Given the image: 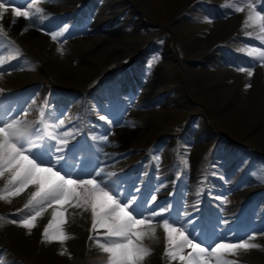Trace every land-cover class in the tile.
I'll list each match as a JSON object with an SVG mask.
<instances>
[{"label": "rangeland", "instance_id": "374dc122", "mask_svg": "<svg viewBox=\"0 0 264 264\" xmlns=\"http://www.w3.org/2000/svg\"><path fill=\"white\" fill-rule=\"evenodd\" d=\"M112 1L42 2V22L17 18L12 24L11 12L6 13L0 20L4 106L25 109L27 114L21 112L17 118L40 129L46 139L49 132L72 131V167L86 156H100L106 172L117 174L111 180L118 190L127 189L128 198L150 200L156 195L157 205H172L173 217L194 218L196 233L201 226L209 233L208 244L219 242V234L225 242L253 237L251 242L259 248L241 250L229 259L264 264V201H248L250 191H243L244 183L254 179L258 182L252 187L264 189V66L242 51L264 44L256 39L258 29L244 27L247 10L237 13L223 7L243 6L246 0H126L130 8L123 14L97 10L98 16L90 20L92 4L110 6ZM30 2L14 0L22 7ZM257 6L264 10V0ZM66 15L75 24L69 25ZM94 20L113 31L116 41L92 37L100 32L91 31L97 29ZM51 31L64 35L53 41ZM247 32L253 36L246 37ZM228 59L236 64H225ZM219 67L222 72L212 74ZM240 67H252L253 76L240 72ZM140 79L146 81L141 87L152 89L151 101L146 109L135 110L128 100L136 90L133 83ZM205 80L210 91L204 88ZM42 107L44 123L38 124ZM101 115L106 119L100 120ZM61 119L64 126L53 127ZM103 135L109 136L107 143ZM138 180L144 182L133 190ZM3 183L0 180V188ZM223 183L229 184L227 189ZM26 202V193L0 201V264H106L107 254L89 239L90 213L69 209L64 225L69 239L63 244L42 242L50 210L30 232L11 222L31 214L23 209ZM213 228L215 237L210 235ZM145 245L151 252L143 264H178L164 255L162 229Z\"/></svg>", "mask_w": 264, "mask_h": 264}, {"label": "snow or ice", "instance_id": "6c2138e0", "mask_svg": "<svg viewBox=\"0 0 264 264\" xmlns=\"http://www.w3.org/2000/svg\"><path fill=\"white\" fill-rule=\"evenodd\" d=\"M42 2L45 0H31L27 7H22L15 6L14 0H0V20L10 11L12 24L16 23L17 18H24L29 23L39 18L42 22L45 19V10L39 7ZM223 7H233L237 13L247 10L243 25L258 29L256 39L264 44V10H257L253 0H246L243 6L225 4ZM67 27L65 25L64 30ZM0 34H4L2 25ZM50 35L53 41H57L64 31H51ZM252 36V32L246 33V37ZM242 51L264 66V48L250 46ZM158 59L154 58L150 66ZM2 65L3 61H0ZM238 70L246 72L248 77L254 74L252 67H240ZM21 112L27 114L19 106L6 108L0 95V180L4 182L0 188V201L27 194L23 209L31 210V214L11 222L18 223L29 232L37 226L38 218L50 210V219L42 231V242L63 244L69 239L64 230L66 214L71 215L69 209H79L90 213L89 239L96 243L102 253L107 254L106 264H143L151 252L145 241L157 239L158 228L164 234V255L178 264H238L229 257L237 256L241 250L260 247L251 242V236L238 242H225L222 234H219V242L213 241L214 246L208 244L205 237L209 233L202 226L201 231L196 233L197 221L194 218L182 221L179 216L173 217L171 204L157 205L156 195H152L150 200L139 196L128 198L127 189L118 190L119 185L111 180L117 174L106 172L100 156H86L79 161L78 167H72L69 157L76 146L69 147L68 138L73 137V132H49L46 139L40 134V129L17 118ZM39 115L37 123L43 124V107ZM99 118L105 120L106 116ZM108 122L115 123L112 120ZM63 126V119L53 125L55 128ZM33 136L36 138L33 139ZM102 140L107 143L109 136L103 135ZM185 223L189 227H185ZM210 235L217 236L214 228Z\"/></svg>", "mask_w": 264, "mask_h": 264}, {"label": "bare ground", "instance_id": "6f19581e", "mask_svg": "<svg viewBox=\"0 0 264 264\" xmlns=\"http://www.w3.org/2000/svg\"><path fill=\"white\" fill-rule=\"evenodd\" d=\"M27 1V0H26ZM48 1H54V0H45V2H48ZM56 1H60L61 2V0H56ZM64 1V0H63ZM23 2V1H22ZM127 1L126 0H113L111 3H110V6H106V5H101V6H99V5H93L92 4V6H91V9H92V12H91V17H90V20L91 19H95L97 16H98V13L96 12L97 10L98 11H102V12H107L108 10H109V12L111 13V14H117V13H119L120 15L121 14H123V12H125L126 11V9H129L130 8V6L127 8V3H126ZM253 2L254 3H258V0H253ZM20 3V2H19ZM42 4V3H41ZM40 4V6H44V5H41ZM91 4V3H90ZM16 5V4H15ZM23 5H24V3H23ZM25 6V5H24ZM47 6V5H46ZM258 7V6H257ZM43 8V7H42ZM264 9V8H263ZM72 18V16H70V15H66L65 16V20L68 22V23H73L70 19ZM40 22V21H39ZM38 22V23H39ZM92 22H95L94 23V25H96L97 24V29H95V28H91V31H95V30H99L100 32L99 33H97V35H96V33L94 34H92V37H95V38H99V39H102V40H105V41H107V42H115L116 41V35L113 33V31H109L108 29H104V28H102V25H100V24H98V22L97 21H92ZM44 23V22H43ZM56 23V22H55ZM54 24V23H53ZM87 24H89V23H87ZM103 24H105V23H103ZM46 25V24H45ZM90 25H93V23H91ZM76 26V25H75ZM105 26V25H104ZM73 27V26H72ZM77 27V26H76ZM102 28V29H101ZM80 30V29H79ZM85 30H89V29H85ZM117 32V31H116ZM86 34H87V32H86ZM92 37H90V38H92ZM85 38V37H84ZM98 39V40H99ZM160 39V37L159 38H157V42H158V40ZM161 40V39H160ZM159 40V41H160ZM118 41V40H117ZM259 41V40H258ZM155 42V41H154ZM156 42V43H157ZM156 52V51H155ZM179 52H182V51H179ZM184 52V51H183ZM185 53V52H184ZM187 53V52H186ZM142 55H144V53H142ZM180 55V54H179ZM182 56H183V54H181ZM222 55V54H221ZM150 56V55H149ZM186 56V55H185ZM212 56V55H211ZM181 57V56H180ZM217 57H219L218 55H217ZM221 59V58H220ZM223 59V58H222ZM221 59V60H222ZM218 60V59H217ZM220 60V61H221ZM225 61H227V60H225ZM217 62H219V61H217ZM228 62H231V63H233V64H236V62L234 61V60H231V59H228V61L225 63V64H228ZM185 63V62H184ZM221 63L223 64V61H221ZM220 64V63H219ZM224 64V65H225ZM2 69V68H1ZM217 68H214V70H213V72H212V74H214L215 72L216 73H221L222 72V69L219 67V69L218 70H216ZM104 74L105 73H103V76H104ZM124 74V73H123ZM218 76V75H217ZM105 78V77H104ZM206 78H207V76H206ZM220 78V77H219ZM219 80V79H218ZM141 79L140 80H138V81H136L135 83H133L134 84V88L136 89V90H134L132 93H131V95L129 96V100H128V105L129 106H131L132 108H134L135 110L136 109H139V108H147L148 107V104H150L148 101L150 100L149 99V95H150V93H152V89L149 87L148 88V85L147 86H144V87H141V85L142 84H145V82L144 81H141ZM207 80H205V82H206ZM210 82H206V86L204 87V88H206L207 90H211V84H209ZM149 84V83H148ZM213 85V84H212ZM174 87H176V86H174ZM144 88V89H143ZM165 88V87H164ZM172 87H170V89H171ZM166 89V88H165ZM160 90V89H159ZM175 90V89H174ZM160 93V92H159ZM217 95V94H216ZM153 96H155V95H153ZM261 96V95H260ZM151 97V96H150ZM152 99V98H151ZM151 101V100H150ZM127 105V106H128ZM129 109V108H128ZM133 109V110H134ZM135 110L133 111V112H135ZM142 110V109H141ZM144 110V109H143ZM138 111V110H137ZM140 111V110H139ZM138 111V112H139ZM141 112V111H140ZM145 112H148V110L147 111H145ZM145 114H147V113H145ZM135 115V114H134ZM136 115H137V113H136ZM140 115V114H139ZM153 116V115H152ZM119 124V123H118ZM163 133V132H162ZM164 134H165V132H164ZM199 134V133H198ZM247 156V155H246ZM126 165V164H125ZM132 166V165H131ZM130 169V167H126V170H129ZM124 170V169H123ZM130 171H131V169H130ZM132 173V172H131ZM134 173V172H133ZM153 173V172H152ZM155 173V172H154ZM123 174H124V172H123ZM133 175V174H132ZM131 175V176H132ZM128 178V177H127ZM192 178H200V176H193ZM145 179V178H144ZM148 179V178H147ZM146 179V180H147ZM142 180H143V178H142ZM140 181L139 182V180H138V182L135 184V186L132 188L133 190L135 189V188H137L138 186H140L144 181ZM145 180V181H146ZM149 180V179H148ZM147 180V181H148ZM150 182V181H149ZM256 183V182H258V180H255L254 179V181H249V182H246V184L244 183V185H245V187H244V189H243V191H244V193H247V191H250V192H248L249 194V196H248V198H249V200L248 201H252L253 200V202L258 198L260 201H264V189H257V188H253L252 187V184L253 183ZM260 183V182H259ZM241 184V183H240ZM209 185H211V184H209ZM143 186V185H142ZM141 186V187H142ZM222 186H224V188H226L227 189V187L229 186V184H222ZM254 187H255V185H254ZM137 190V189H136ZM136 193V192H135ZM208 199H209V197H208ZM186 200V199H185ZM188 201V200H187ZM190 202V201H189ZM211 202V201H210ZM249 203V202H248ZM178 204V203H177ZM180 204V203H179ZM179 204H178V206H179ZM191 204V203H190ZM252 204V203H251ZM257 205V204H256ZM184 206H186L185 204H184ZM250 206V205H249ZM253 206V205H252ZM208 208H209V206H208ZM215 208V207H214ZM218 209V208H217ZM253 209V208H252ZM185 210V209H184ZM219 210V209H218ZM182 212V211H181ZM184 212V211H183ZM222 212V211H221ZM220 212V213H221ZM215 214H218L217 212L215 213ZM220 216V215H219ZM223 217H228V214H224V215H222ZM230 216V215H229ZM231 218V217H230ZM224 219V218H223ZM222 219V220H223ZM182 220V219H181ZM229 220V219H228ZM221 227V226H220ZM254 227V226H253ZM251 229H252V227H251ZM49 247V246H48ZM80 252H82V251H80ZM23 254V253H22ZM23 256V255H22ZM2 258V257H1ZM4 258V257H3ZM5 259V258H4ZM3 259V260H4Z\"/></svg>", "mask_w": 264, "mask_h": 264}]
</instances>
